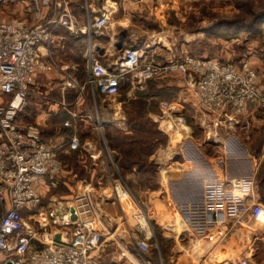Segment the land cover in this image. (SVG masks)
<instances>
[{"label": "rangeland", "instance_id": "obj_1", "mask_svg": "<svg viewBox=\"0 0 264 264\" xmlns=\"http://www.w3.org/2000/svg\"><path fill=\"white\" fill-rule=\"evenodd\" d=\"M125 3L124 0H96L94 12L109 19L105 33L102 32L104 36H119L132 50L137 49L144 60L152 56L164 61L171 52L172 56L187 54L236 64L248 61L259 73L264 90V0H163L133 6ZM10 7L7 16L13 17L14 6ZM30 8L33 6L26 10ZM19 9L24 11V5ZM166 81L178 82L174 78ZM155 83L150 84L149 91L155 92ZM127 90H123L121 97L101 101L103 106H120L123 119L114 120L113 112H104L112 120V128L106 130L105 126L102 135L95 134L105 152L100 162L85 153L60 156L63 169L57 177L45 181L43 205L48 207L55 199L83 205L87 195L84 184L92 183L91 198L101 205L103 225L115 234L100 255L102 264H132L128 257L138 258L130 242L134 235L142 237L137 230H141L140 225L151 228L150 264H176L177 255L189 249L187 241L180 242V235L187 228L184 213L175 198L161 194L158 197L167 184L154 162L175 160L189 142L201 149L206 158L222 157L226 162L231 157L259 154L264 150V111L258 109L251 116L236 117L216 126L200 106L193 109L170 101L171 90L166 98L155 93L156 98L151 102L140 96L148 89L138 90L136 100ZM165 103L170 106L163 110ZM168 122L175 129L183 122L187 130L176 134ZM91 143L90 147L88 142L84 143L89 153L100 147L93 140ZM96 164L98 169L94 167ZM236 167L239 171L245 170L241 162ZM260 197H264V187ZM148 213L150 220L143 221ZM263 229L264 224L257 233ZM255 234L254 228L244 233L248 241L247 260L263 264L264 256H255Z\"/></svg>", "mask_w": 264, "mask_h": 264}, {"label": "built area", "instance_id": "obj_2", "mask_svg": "<svg viewBox=\"0 0 264 264\" xmlns=\"http://www.w3.org/2000/svg\"><path fill=\"white\" fill-rule=\"evenodd\" d=\"M149 1L161 3L163 0H124L130 5ZM32 6L33 25L18 20L0 24V208L3 213L0 264H102L100 255L115 234L103 225L101 205L91 198L92 185L85 187L87 195L83 205L60 200L44 207L39 182L57 177L63 169L62 163L59 153L25 127L20 118L28 107L29 91L38 74L54 67L53 61L43 59L41 47L51 48L58 29L87 37L107 28L109 19L104 14L92 17L87 7V20L83 23L73 12L71 0H32ZM46 7L52 15L43 20ZM87 56L90 75L86 85L96 87L106 96H118L124 81L144 86L152 80L179 75L194 87L201 111L216 126L249 114L254 108L264 111L260 75L247 63L235 65L187 54L165 63L146 61L134 49L108 68L93 59L91 46ZM169 106V103L162 104V109ZM93 121V132L102 135L103 123L98 118ZM80 148L81 141L74 136L66 152ZM249 187L248 179L232 180L225 174L223 180L207 183L204 203L188 208L186 213H192L202 230L231 221L233 225L245 227L247 220L264 217V205L250 203ZM24 210L28 211L31 221L24 218ZM146 219L150 220L149 213L143 221ZM140 228L137 230L142 237L134 235L130 242L138 258L129 252L131 258L126 256L132 264H150L151 228L147 225ZM239 264L252 263L244 259Z\"/></svg>", "mask_w": 264, "mask_h": 264}, {"label": "crops", "instance_id": "obj_3", "mask_svg": "<svg viewBox=\"0 0 264 264\" xmlns=\"http://www.w3.org/2000/svg\"><path fill=\"white\" fill-rule=\"evenodd\" d=\"M80 1L71 0L72 10L83 23H86L87 20V7L92 17L100 16L94 12L96 11V0H91L90 3H88V0ZM23 5L25 10L21 12L19 7L22 6L23 9ZM31 5V0H0V24L18 20L33 25L35 23L33 8L26 10ZM125 5H127V2ZM128 5L133 6L135 4L130 5L128 3ZM10 6H14L13 17L7 16V12L11 11ZM51 15L50 8L46 7L43 10L42 19H50ZM105 29L94 31L87 37L72 35L65 29L56 31L51 48L48 49L46 46H42L40 49L43 59L48 62L53 61L54 67L50 71L38 74L34 85L30 89L28 107L20 118L24 126L36 134L43 143L56 150L57 153L63 152L65 156L70 155V152H66L65 148L67 142L74 136L78 137L83 144L81 152L85 153L88 158H95L98 163L105 152L101 141L95 138V133L92 130L93 120L98 118L104 124V127L106 126V130H109L112 128V120L106 118L104 112H113L114 120L117 118L119 120L123 119L119 109L120 106H103L101 101L106 98L121 97L124 89H128V94L133 93L135 95L133 99L136 100L138 90L148 89L147 91L150 92L148 87L152 84L149 82L144 86H138L124 81L118 96L103 95L96 87L86 85L90 75L87 59V51L90 46L93 59L108 68L122 61L125 54L133 49L119 36L114 38L104 36ZM124 52L126 53L124 54ZM172 55L170 52L169 55L163 58L165 59L164 61H157L152 56H149L146 61L152 59L156 62L165 63L174 58ZM243 63H247L250 66V62L244 60L238 64H233L241 65ZM168 78H174L178 82H165ZM154 81H158V84L155 85L156 90H171L170 92L175 95L173 103L188 105L193 109L199 107L198 100L194 95V87L184 76L166 77L163 79L164 82H161L162 80ZM259 86L263 91L260 82ZM155 98L156 96H150L149 102ZM257 110V108H254L249 114L244 116H251ZM244 116L240 117L243 118ZM92 140L95 144H99L100 147L99 151L89 153L84 148V143L88 142L90 147ZM182 150L181 155L175 160L154 162L155 166L159 168L160 177H163V182L167 184L166 190L163 189V191L158 193V197L161 194L165 198H175L180 211L184 213L187 228L180 235V242L187 241L189 249L185 253L177 255L176 264H239L241 260L247 259L249 255L245 249L248 241H246L244 233L245 231L247 232V229L253 228L256 232L255 256L263 257L264 229L261 230L260 234L257 231L260 225L264 224V217L259 220H247L245 227L226 223L218 224L208 230H202L191 215L192 213H186V210L203 204L207 183L215 181V179L223 180L225 174H228L229 179L231 178L232 180L248 179L250 181L248 194L252 198L250 203L258 202L261 204L264 201V197H260V190L264 187V150L259 154L252 153L250 155L231 157L227 162L222 157L206 158L201 149L197 148L192 142L187 143ZM240 162L244 164L245 170L243 171L237 170L236 165ZM94 167L98 169L97 164ZM47 180L49 179L41 180L38 185L43 203V187ZM115 181H113L114 184H116ZM91 185L93 186L92 183L84 184V187ZM119 194H122V192H119ZM58 201L60 200H53L49 206H53ZM1 215L0 212V218ZM24 215L26 220L31 221L28 211L24 210Z\"/></svg>", "mask_w": 264, "mask_h": 264}, {"label": "trees", "instance_id": "obj_4", "mask_svg": "<svg viewBox=\"0 0 264 264\" xmlns=\"http://www.w3.org/2000/svg\"><path fill=\"white\" fill-rule=\"evenodd\" d=\"M31 3H32V0H31ZM174 57H178V56L175 55ZM197 57H198V56H197ZM206 59H208V58H206ZM251 68H252V67H251ZM252 69H253V68H252ZM253 70H254V69H253ZM255 71H256V70H255ZM256 72H257V71H256ZM257 73H258V72H257ZM36 79H37V78H36ZM35 81H36V80H35ZM154 82H156L155 85L158 84V81H154V80L150 81V83H152V84H154ZM161 82H164V81L162 80ZM168 92H169V90H168V91H167V90H166V91H165V90H160V91L155 90V92H151V91H150L149 93H148V92H141V93H140V96H141L142 98H143V97H144V98H150V96H156V95H155V93H156V94H158V95L160 94L161 96H163L164 98H166V96L170 94V93H168ZM29 93H30V91H29ZM152 93H154V94H152ZM263 93H264V90H263ZM174 96H175V95L173 94V95L170 97V101L173 102ZM69 142H70V140L67 142V144H68ZM67 144H66V147H67ZM66 147H65V148H66ZM76 153H83V152H81V148H80V149H78V150H76V151H74V152H72V153H70V154H71V155H74V154H76ZM60 156H64V153H63V152H62V153L59 152V157H60ZM154 168H155V171L157 172L156 167H154Z\"/></svg>", "mask_w": 264, "mask_h": 264}, {"label": "bare ground", "instance_id": "obj_5", "mask_svg": "<svg viewBox=\"0 0 264 264\" xmlns=\"http://www.w3.org/2000/svg\"><path fill=\"white\" fill-rule=\"evenodd\" d=\"M169 124H168V127L170 128V129H173V130H175V132H176V134H184L185 132H186V127H185V125L183 124V122L182 123H180V125L177 127V129H175L174 128V125H172L171 124V122H168ZM250 228V227H249ZM250 231V230H249ZM248 231V232H249ZM247 233V232H246ZM58 237V236H57ZM196 244V243H195ZM198 247V246H197ZM202 249V248H201ZM200 252V251H199ZM196 253H198V252H196ZM199 254V253H198ZM197 255V254H196ZM199 258V257H198ZM201 259V258H200ZM197 264V263H196Z\"/></svg>", "mask_w": 264, "mask_h": 264}, {"label": "water", "instance_id": "obj_6", "mask_svg": "<svg viewBox=\"0 0 264 264\" xmlns=\"http://www.w3.org/2000/svg\"><path fill=\"white\" fill-rule=\"evenodd\" d=\"M59 239H60V236L57 237V240H59Z\"/></svg>", "mask_w": 264, "mask_h": 264}]
</instances>
